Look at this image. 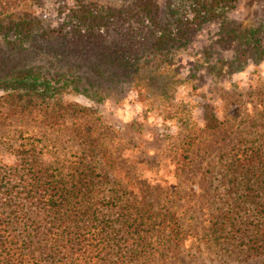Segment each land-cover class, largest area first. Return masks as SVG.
I'll return each instance as SVG.
<instances>
[{
    "label": "rangeland",
    "instance_id": "rangeland-1",
    "mask_svg": "<svg viewBox=\"0 0 264 264\" xmlns=\"http://www.w3.org/2000/svg\"><path fill=\"white\" fill-rule=\"evenodd\" d=\"M82 1L99 10L131 0H0V166L28 150L165 216L143 264H264V236L248 244L224 223L237 196L224 163L234 147L264 140V0H235L222 19L201 23L178 0H158L171 39L161 66L142 72L112 62L130 42L117 29L78 37ZM99 71L130 82L110 92L122 99L97 101L62 84Z\"/></svg>",
    "mask_w": 264,
    "mask_h": 264
},
{
    "label": "trees",
    "instance_id": "trees-1",
    "mask_svg": "<svg viewBox=\"0 0 264 264\" xmlns=\"http://www.w3.org/2000/svg\"><path fill=\"white\" fill-rule=\"evenodd\" d=\"M178 1L199 23L204 16L222 19L235 6V0ZM96 7V3L80 4L75 24L86 29H77L78 37L96 40L117 29L130 42L124 50L118 49L112 62L141 72L149 65L155 70L161 66L171 33L162 31L158 0ZM109 76L90 72L86 79L62 78V84L73 83L97 101H119L123 95L113 96L111 90L125 93L130 82L111 81ZM177 114L184 121L185 116ZM28 152L20 150L17 162L0 166V264H143L154 254L148 236L156 222L165 224V216L157 221L121 197L105 194L100 181L83 177L86 171L46 165ZM229 154L224 180L237 196L231 197L224 223L238 230L248 244L259 245L264 236V140L251 148L234 147Z\"/></svg>",
    "mask_w": 264,
    "mask_h": 264
}]
</instances>
